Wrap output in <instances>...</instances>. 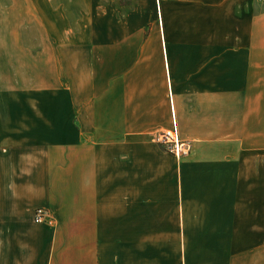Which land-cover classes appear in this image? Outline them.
Segmentation results:
<instances>
[{"label": "crops", "instance_id": "1", "mask_svg": "<svg viewBox=\"0 0 264 264\" xmlns=\"http://www.w3.org/2000/svg\"><path fill=\"white\" fill-rule=\"evenodd\" d=\"M262 3L0 0V264H264Z\"/></svg>", "mask_w": 264, "mask_h": 264}, {"label": "built area", "instance_id": "2", "mask_svg": "<svg viewBox=\"0 0 264 264\" xmlns=\"http://www.w3.org/2000/svg\"><path fill=\"white\" fill-rule=\"evenodd\" d=\"M153 140L162 145L166 152L177 158H183L190 154L191 142L181 139L173 128L156 133ZM32 220L36 224H51L54 215L46 207H36L33 211Z\"/></svg>", "mask_w": 264, "mask_h": 264}, {"label": "rangeland", "instance_id": "3", "mask_svg": "<svg viewBox=\"0 0 264 264\" xmlns=\"http://www.w3.org/2000/svg\"><path fill=\"white\" fill-rule=\"evenodd\" d=\"M263 2H264V0H263ZM262 6L264 7V3H262ZM34 31L36 32V29L35 28H31L30 29V32H32V34L33 35H37V34H34ZM21 86H22V84H21ZM13 87V84H0V89H3V90H5V89H11Z\"/></svg>", "mask_w": 264, "mask_h": 264}]
</instances>
